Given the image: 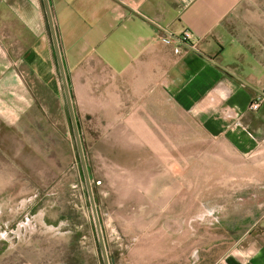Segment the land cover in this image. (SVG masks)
<instances>
[{
	"label": "crops",
	"instance_id": "crops-1",
	"mask_svg": "<svg viewBox=\"0 0 264 264\" xmlns=\"http://www.w3.org/2000/svg\"><path fill=\"white\" fill-rule=\"evenodd\" d=\"M184 30L194 46L163 41ZM63 72L82 93L108 81L118 111L178 112L227 145L242 162L220 155L223 222L246 228L210 264H264V102L250 108L264 89V0H0V115L38 103L66 128Z\"/></svg>",
	"mask_w": 264,
	"mask_h": 264
},
{
	"label": "rangeland",
	"instance_id": "rangeland-1",
	"mask_svg": "<svg viewBox=\"0 0 264 264\" xmlns=\"http://www.w3.org/2000/svg\"><path fill=\"white\" fill-rule=\"evenodd\" d=\"M67 82L77 133L65 94L66 128L38 103L0 115V264H106L99 229L109 264H210L234 246L246 225L223 222L220 155L242 161L227 145L178 112L118 111L108 81Z\"/></svg>",
	"mask_w": 264,
	"mask_h": 264
},
{
	"label": "built area",
	"instance_id": "built-area-1",
	"mask_svg": "<svg viewBox=\"0 0 264 264\" xmlns=\"http://www.w3.org/2000/svg\"><path fill=\"white\" fill-rule=\"evenodd\" d=\"M193 38H194L193 34L190 30H184L180 34H177V35L167 33L163 37V41L165 43H171L173 40H176L182 43L188 42V43H191L192 46H194ZM250 85L254 88L258 87L256 75H254V78L252 79V81H250ZM263 102H264V89L260 88L257 94L255 95L254 100L251 102L250 108L252 110H258Z\"/></svg>",
	"mask_w": 264,
	"mask_h": 264
},
{
	"label": "water",
	"instance_id": "water-1",
	"mask_svg": "<svg viewBox=\"0 0 264 264\" xmlns=\"http://www.w3.org/2000/svg\"><path fill=\"white\" fill-rule=\"evenodd\" d=\"M58 57H59L60 67L63 70V64H62V61H61V57H60V54H59V50H58ZM63 81H64V84H65L66 95H67V99H68V103H69L71 115H72V118H73L75 130H76V133H77L78 132V129H77V125H76V121H75V116H74V112H73L72 100H71V97H70V92H69V89H68V83H67V80L65 78L64 72H63ZM99 231H100V238L102 240L103 250H104V253H105L106 264H109V261H108V258H107V254L105 252L106 250H105V244L103 242V236H102V233H101V230L100 229H99Z\"/></svg>",
	"mask_w": 264,
	"mask_h": 264
}]
</instances>
